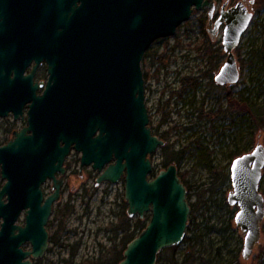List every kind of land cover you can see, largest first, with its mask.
<instances>
[{
  "label": "water",
  "instance_id": "obj_1",
  "mask_svg": "<svg viewBox=\"0 0 264 264\" xmlns=\"http://www.w3.org/2000/svg\"><path fill=\"white\" fill-rule=\"evenodd\" d=\"M228 4L213 21L216 0H49V80L44 93L36 94L43 84L35 83L32 75L12 77L9 69L17 61L6 60L2 114L13 110L19 117L23 105L31 104L28 126L0 147V165L7 179L3 191L13 197L7 207L0 204V215L8 221L5 264H31L24 259L46 254L50 245L46 226L61 199L64 163L73 149L81 153L82 166L92 165L100 173L97 185L124 179L130 218L151 214L119 264H156L163 250L183 243L191 206L178 167L171 164L150 177V156L165 141L150 126L142 63L155 41L175 36L194 10L207 8V31L212 40L223 32L227 54L215 82L238 83L235 50L253 13L246 0L230 8ZM263 171L262 144L231 166L233 191L228 203L239 207L235 221L246 234L243 257L247 260L262 237ZM51 179L53 193L45 197L43 187ZM23 209L26 225L20 230L21 243L30 241L31 251L19 250L18 239L11 236L12 220Z\"/></svg>",
  "mask_w": 264,
  "mask_h": 264
},
{
  "label": "rangeland",
  "instance_id": "obj_2",
  "mask_svg": "<svg viewBox=\"0 0 264 264\" xmlns=\"http://www.w3.org/2000/svg\"><path fill=\"white\" fill-rule=\"evenodd\" d=\"M226 1H229V6L232 7L243 0H216L217 13ZM246 3L253 13V19L242 37L240 46L235 50L241 76L240 81L234 84V91L237 92L245 88L252 90L246 94L260 107L259 113L263 115L262 124H264V58L261 59V50L264 48V29L263 26L258 25L264 24V5L250 6L247 1ZM208 12L207 8L201 11L194 10L191 18L179 26L175 36L155 41L148 50L151 52V57L146 61L143 59V71L148 70L150 74V79L146 83L148 88L146 92L147 106L151 114L150 126L155 129L154 133L157 135L177 126V128L171 129L172 133L169 135V139L165 140V146L169 147L168 154L169 150L172 152L174 149H181L182 146L191 144L198 137L203 140L204 149L197 148L191 154H187L178 167L180 173L186 172L187 179L193 186L188 200L190 205H198L196 209L197 222H200L201 233L205 236L197 247L200 250V253L196 255L200 257L197 264H264L263 224L260 243L250 259H244L246 234L237 227L235 221L238 207L228 204V196L233 190L230 170L233 158H231L230 152L236 146L235 141L238 137L241 140V145L246 146L247 152H252L257 144L264 146V125L258 128L253 127L252 117L243 115L246 114V109L242 104L240 109L243 117L241 115L239 117L240 129L234 127L225 133L228 137L220 138L209 131L208 127L197 123L196 118H192L193 120L188 118V110L192 111L191 108L196 105L190 103L192 96L187 95L184 106L180 104L177 106L176 101L173 105L172 102L166 110V112H170V123L160 127L158 132L156 131L162 118V111L159 110V107L170 96V91L168 92L166 87L177 89L181 78L205 70L207 65L203 54L209 44L213 48L221 49L222 59L219 67L214 70V76L219 73L227 59L222 44L223 32H220L217 39L212 40L207 31ZM153 54L162 57L157 59ZM204 89L209 90L208 86ZM210 91L214 95H221L228 90L218 87L212 89L211 87ZM202 94L201 91L198 93V101H201ZM214 103L215 101L210 102L208 106L212 108ZM176 108L181 111L178 112ZM186 126H192L194 129L184 131L183 128ZM194 147L198 146L194 144ZM163 148H159L150 156L155 174L165 169L163 162L166 155ZM165 152L167 154V151ZM206 152L212 158V167H209V159L202 158V154ZM74 158L78 159V156ZM96 173L98 174V172ZM228 174L229 178H227ZM214 175L222 180L218 181L216 185L218 186L217 193L212 195L211 192H208V188L212 182H216ZM94 181V179L90 180L91 187L95 186ZM260 190L263 193L264 171ZM218 203H221L222 206H219ZM62 205V202L55 204L49 219L47 228L51 237L56 232L57 218ZM71 209V212L64 218L65 227L60 232L61 241L59 243L50 242L49 253L44 258L49 264H101L108 260L115 249L121 248L123 244L120 238L122 236L121 229L126 220L131 219L135 222L139 217L137 215L130 218L127 214L128 204L125 200L124 179L117 184L105 182L95 190H89L83 200L79 198L72 203ZM150 216L151 214L147 213L145 219L149 220ZM192 218L193 213H190L188 228L191 227ZM208 227H212V229L209 230ZM188 228L186 237L191 236ZM187 247L188 244L183 242L176 249L172 247L163 250L159 254L156 264H172L175 259L181 261Z\"/></svg>",
  "mask_w": 264,
  "mask_h": 264
},
{
  "label": "flooded vegetation",
  "instance_id": "obj_3",
  "mask_svg": "<svg viewBox=\"0 0 264 264\" xmlns=\"http://www.w3.org/2000/svg\"><path fill=\"white\" fill-rule=\"evenodd\" d=\"M229 4L227 8L230 7ZM218 16L219 13L216 12L213 21H215ZM208 23H209V17H208ZM7 59L17 61V64H15V66L9 69L10 75L12 77L18 74H21L23 76L32 75L35 83L43 84L40 85V87L36 91V94L40 96L44 93L46 84L49 80V0H0V147L14 140L16 138V132H19L24 127L28 126L29 109L31 104V102H28L23 105L22 112L19 113V117H16V114L13 110H11L9 112V115L7 116L2 114V111L4 113V105L2 103L4 97V79L8 70L6 68ZM203 71L204 70H201L199 73L193 75H201ZM240 76H241V70H240ZM213 79L215 81V76ZM202 81H203V85H201L199 91H201L203 94L200 97V99L203 100V97L206 94L207 95L206 106L208 107V109H211V107H209L208 104L214 101L213 100L214 94L210 91L211 88L210 82L212 81V79L210 77L202 78ZM206 86H208L209 90L204 89V87ZM219 86L220 88L222 87V89H228L230 87H234V85H219ZM166 89L169 92L170 90L176 88H171L169 86L166 87ZM190 95L192 96V93H190ZM170 97L171 95L167 100H170ZM192 108H195V106ZM192 118H196V117L192 116L190 119ZM162 119L163 116L161 120ZM170 121L168 123H170ZM168 123H166L165 125H167ZM165 125H162L161 127ZM28 134L31 133L28 132ZM165 145H166V141H165ZM75 156H78V159L74 158ZM81 156H82L81 153L73 149L70 155L67 156L65 160L64 167L66 171L63 177L64 178L63 186L61 188V199L60 201L57 202V203L62 202L63 204L62 207L60 208L61 214H58L59 216L57 218L58 221L57 228H60L61 230L55 232L56 235L54 234L52 237L50 236V242H54L56 239L57 241L55 242L59 243L61 241L60 232H62L65 227L64 218L69 212H71L72 203H74L75 200L79 198L83 200L84 196L86 195V192H89V190L90 191L95 190L99 186L97 185V178L100 173L96 171L92 165L82 166ZM235 159H233V161ZM96 172H98V174ZM57 176L60 177L59 174ZM179 176H180V171H179ZM92 179L95 180L94 187H91L89 185V182ZM6 184H7V179L3 177V170H2V166L0 165V204L5 207H7L13 201V197L11 193H9V191H3ZM43 190L45 192V197L53 193L52 179L49 180V182L45 183ZM187 196H188V189H187ZM238 211H239V207H238ZM11 219L12 217L9 218V221ZM5 222H8L6 216L0 215V264L6 263L5 246H6L7 235L4 230ZM25 225H26V209H23L12 220V226L15 228L11 236L18 239L19 250L31 251L33 247L30 241H25L23 244L21 243L22 239L20 235V230L22 227H25ZM48 253H49V247L46 254L43 257L36 258L31 254L24 259V262L29 261L31 264H49V262L45 261L44 259Z\"/></svg>",
  "mask_w": 264,
  "mask_h": 264
},
{
  "label": "trees",
  "instance_id": "obj_4",
  "mask_svg": "<svg viewBox=\"0 0 264 264\" xmlns=\"http://www.w3.org/2000/svg\"><path fill=\"white\" fill-rule=\"evenodd\" d=\"M246 1H252V0H246ZM254 3L252 5L261 4L264 5V0H253ZM203 21V20H202ZM259 26H263L264 24L260 23ZM199 50V49H198ZM200 51V50H199ZM221 49L213 48L211 44L205 49L204 51V60L206 62L207 68L201 73V75H191L186 76L180 79L179 81V88L178 89H172L170 90V100H166L165 102L161 103L159 110L162 111L163 119L160 121L159 125L156 128V131L160 129L162 125H165L171 120L170 112H166L168 107L176 101L177 106L185 105L186 104V96L190 95L192 93V100L190 101L191 104H195V108H192V111L188 110V118L194 116L196 117V121L199 124H203L205 127H208L209 131H212L214 135H217L220 138L228 137L225 133L227 131H230L234 127H237L240 129L241 123L239 122L240 115L243 117V115L251 116L252 117V125L253 127H260L264 124L263 122V115L259 113L260 107L257 105L253 99H251L246 93L251 92L252 90L250 88H245L244 90H239L237 92L234 91V87H230L226 90L225 93L221 95H214L213 100L215 101L214 106L211 109H208L206 106L207 101L205 94L203 97V100L201 101L197 100V95L200 92L201 85H203L202 78H211L212 81L210 82V86L212 89H215L216 87L220 88V86L214 81V70H216L219 67V63L222 59V56L220 55ZM156 56L157 59H160L162 56H157L156 54H153ZM151 57V52H146L145 54V61ZM264 58V48L261 50V59ZM146 65V64H145ZM212 75V76H211ZM144 78L146 83L150 79V74L148 70L144 71ZM222 88V87H221ZM146 89H148L146 87ZM176 97V98H175ZM200 102V105H199ZM245 106L246 114L242 115L240 106ZM178 108V107H177ZM176 108V110H178ZM247 110H249L247 112ZM181 110H178L180 112ZM193 120V119H192ZM175 127H171L173 130ZM171 129H167L163 134L158 135L160 138H162L164 141L169 139V135L172 133ZM194 127L192 126H186L183 128L184 131H192ZM155 129H153L154 131ZM156 134V133H154ZM157 135V134H156ZM232 136V135H231ZM168 138V139H167ZM236 140V139H235ZM203 140H201V137L196 138L194 141L191 142V144L187 146H182L181 149H174L172 152L169 150L168 154V146H164L163 150L166 155V159L164 160L163 164L164 167L167 168L171 164H175L177 167L180 166L182 161L185 159V156L187 154H191L193 150L204 149L202 146ZM235 147L230 152L231 158L235 159L245 153H247L246 146L241 145V140L237 137V140L235 141ZM194 144L198 147H194ZM202 146V148H201ZM208 149V148H206ZM167 151V154L166 152ZM203 159H209L210 164L209 167H212L211 161L212 158H210L209 154L203 153L202 154ZM186 173V172H185ZM185 173H180V177L185 184V186L188 189V197L190 191H192V184L189 179H187V176ZM156 174L153 172L152 177H154ZM216 179V182H212L211 185L208 188V192H211L212 195L217 193L218 181L220 182L222 179L219 180V178L214 175L213 176ZM227 178H229V174L227 175ZM205 185V184H202ZM205 193V192H204ZM264 195V191L262 193ZM221 202V200H219ZM224 202V201H223ZM207 203V202H206ZM214 203H217V201H214ZM225 204V203H224ZM219 206H222L221 203H218ZM198 205L192 204L191 205V213H193V218L191 220V227L188 228L189 233H191V236L185 237L184 243L188 244L187 250L184 253L181 261L180 259H175L172 264H197L200 257H197L196 255L200 253V250L197 249L199 243L202 241L203 237H205L201 233V226L200 222H197V216H196V209ZM59 214H61V209ZM59 216V215H58ZM149 220L137 218L135 222L131 219H127L125 222V225L121 229L122 236L120 237L123 241V244L121 245V248L115 249V251L112 252L111 256L108 258V260L102 262L101 264H119L124 259V251L126 250L128 244L137 236L139 235L143 229L147 226ZM190 223V221H189ZM209 230L212 229V227H208ZM60 228H57L56 232L60 231ZM263 231H264V223H263ZM56 235V234H55ZM57 241V239L55 240ZM177 246L174 247L176 249ZM159 256V255H158Z\"/></svg>",
  "mask_w": 264,
  "mask_h": 264
}]
</instances>
